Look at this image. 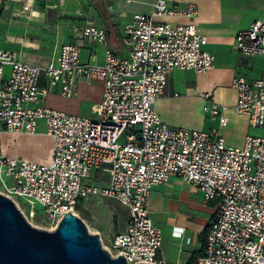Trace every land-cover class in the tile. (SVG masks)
<instances>
[{
  "label": "built area",
  "instance_id": "2783aa9c",
  "mask_svg": "<svg viewBox=\"0 0 264 264\" xmlns=\"http://www.w3.org/2000/svg\"><path fill=\"white\" fill-rule=\"evenodd\" d=\"M17 2L0 0V12ZM196 16L193 4L168 6L158 0L148 14L134 15L123 26L125 53L106 48L101 64L82 63L80 48L72 43L61 45L45 66L0 49V133L35 135L42 123L51 140L46 162L0 154V195L32 227L35 213L40 214L36 228L53 232L88 200H112L129 217L106 245L98 234L101 247L126 264H169L157 259L162 233L149 217L148 199L153 187L178 178L201 192L204 205L218 206L205 232L203 254L192 264H264V76H238L231 82L234 111L250 128L263 130L245 136L240 147L226 143L221 129L229 109L209 93L202 96V111L217 128L170 127L155 110L173 71L203 74L213 66L193 23L164 21ZM74 31L82 41L105 44L102 27ZM233 48L245 58L264 56V14L235 35ZM92 77L102 80L94 119L43 106L53 93L75 98L79 83Z\"/></svg>",
  "mask_w": 264,
  "mask_h": 264
},
{
  "label": "crops",
  "instance_id": "0c3cea01",
  "mask_svg": "<svg viewBox=\"0 0 264 264\" xmlns=\"http://www.w3.org/2000/svg\"><path fill=\"white\" fill-rule=\"evenodd\" d=\"M157 1L19 0L0 12V49L14 53L22 62L45 66L55 58L61 45L72 43L80 48L82 63L101 64L106 48L116 55L125 53L120 39L123 26L134 15L148 14ZM163 1L168 6L195 5L197 16L194 19L164 18V21L193 23L205 38L202 48L213 56V66L203 74L175 70L169 75L164 93L155 103L161 120L170 127L184 128L186 125L189 127L186 129L199 131L217 128V123L202 111L205 105L202 96L209 93L216 103L229 109L227 124L221 129L228 145L240 147L245 136L261 135L263 130L250 128L246 118L234 111L236 95L231 82L238 76L248 80L264 76V56L245 58L233 48L235 35L263 17L264 0ZM24 5L28 6V11H23ZM50 22L55 24L54 34L50 37L52 57L47 60L36 58V54L34 56L29 50L38 49L34 38L37 39ZM89 25L106 30L104 45L82 41L74 31ZM101 94L102 80L92 77L90 82L79 83L75 98L64 99L53 93L45 98L43 106L71 115L94 117ZM39 127L44 129L42 123ZM0 136L27 140L44 137L51 149V140L44 135V130L37 131L35 135L3 132ZM49 156L50 150L40 162L48 161ZM217 207L215 203L204 205L201 192L178 178H172L166 185L153 187L149 193L148 212L152 223L162 233L157 259L169 264H192L203 254L205 232Z\"/></svg>",
  "mask_w": 264,
  "mask_h": 264
},
{
  "label": "water",
  "instance_id": "95a60500",
  "mask_svg": "<svg viewBox=\"0 0 264 264\" xmlns=\"http://www.w3.org/2000/svg\"><path fill=\"white\" fill-rule=\"evenodd\" d=\"M0 264H126L101 247L82 221L66 214L53 232L32 227L11 200L0 195Z\"/></svg>",
  "mask_w": 264,
  "mask_h": 264
},
{
  "label": "rangeland",
  "instance_id": "374dc122",
  "mask_svg": "<svg viewBox=\"0 0 264 264\" xmlns=\"http://www.w3.org/2000/svg\"><path fill=\"white\" fill-rule=\"evenodd\" d=\"M48 28L42 31V34L34 38L37 42L38 49L35 51L29 50V53L36 54V58L42 57L44 60L50 59L52 56L51 39L55 24L48 23ZM3 31V30H2ZM32 41V38L30 39ZM37 40V41H36ZM33 42V41H32ZM35 47V46H33ZM41 52V54H39ZM33 57V58H35ZM91 117V116H89ZM91 117V118H95ZM184 128H189L183 125ZM191 129V128H190ZM43 128L39 127L38 131L43 132ZM259 136V135H257ZM1 153L7 156H16L20 158L32 160L35 162L43 161L42 159L49 153L48 141L44 137H38L33 140L18 139V138H3L0 136ZM27 152V154H25ZM25 155V156H24ZM96 180L95 178H93ZM91 179V180H93ZM84 215L76 212L78 218L85 225L89 234L100 235L103 244L106 245L107 240L114 235L121 233L125 223L129 217L127 211L122 208L117 202L107 199H91L88 200L81 208ZM40 214L35 213L31 221L32 225L40 227ZM38 229V228H37Z\"/></svg>",
  "mask_w": 264,
  "mask_h": 264
},
{
  "label": "trees",
  "instance_id": "16d2710c",
  "mask_svg": "<svg viewBox=\"0 0 264 264\" xmlns=\"http://www.w3.org/2000/svg\"><path fill=\"white\" fill-rule=\"evenodd\" d=\"M77 212H80L82 215H84V213H85L84 211L81 210V208H77Z\"/></svg>",
  "mask_w": 264,
  "mask_h": 264
}]
</instances>
